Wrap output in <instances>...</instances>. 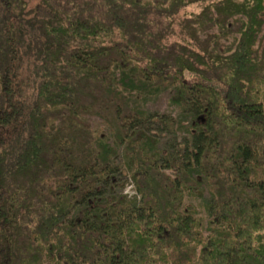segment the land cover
Returning <instances> with one entry per match:
<instances>
[{"label": "trees", "instance_id": "obj_1", "mask_svg": "<svg viewBox=\"0 0 264 264\" xmlns=\"http://www.w3.org/2000/svg\"><path fill=\"white\" fill-rule=\"evenodd\" d=\"M45 257L264 264V0H0V264Z\"/></svg>", "mask_w": 264, "mask_h": 264}, {"label": "rangeland", "instance_id": "obj_2", "mask_svg": "<svg viewBox=\"0 0 264 264\" xmlns=\"http://www.w3.org/2000/svg\"><path fill=\"white\" fill-rule=\"evenodd\" d=\"M215 29V28H213ZM172 94V88H167L159 92L151 100L145 104V109L152 111L154 113H165L168 115L175 116L178 112L177 107L169 102V96ZM84 121L88 126L94 130V133L102 132L106 139L113 142V137L109 132L108 125L104 123L101 118L95 114L84 115ZM145 125V124H144ZM152 133L155 134L158 147H166L171 149L169 146L172 140L175 142L179 139L180 131L176 129L175 125L172 128L166 126L164 122H153L148 125ZM166 126V127H165ZM162 128V129H161ZM115 159L119 163H122L123 157V147L119 144L116 147ZM125 169V168H124ZM106 191H111L113 193H125L127 196H132L136 194V190L131 181L130 173L127 171H118L115 173V178L110 180L106 185L103 186ZM206 193L203 192L202 195H189L184 199L185 203H192L196 208V214L202 222V228H206L207 213L204 205V197ZM43 264H49V260L45 257Z\"/></svg>", "mask_w": 264, "mask_h": 264}]
</instances>
